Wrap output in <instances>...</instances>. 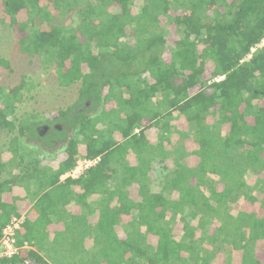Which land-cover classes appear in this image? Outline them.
I'll list each match as a JSON object with an SVG mask.
<instances>
[{
  "label": "trees",
  "instance_id": "1",
  "mask_svg": "<svg viewBox=\"0 0 264 264\" xmlns=\"http://www.w3.org/2000/svg\"><path fill=\"white\" fill-rule=\"evenodd\" d=\"M0 25L61 88L79 85L51 127L19 115L24 79L0 81V134L13 154L0 160V236L20 214L3 192L27 184L36 215L16 245L39 243L55 264H264V47L246 59L264 38V0H0ZM4 69L15 71L0 55ZM81 145L101 160L61 183ZM55 151L58 169L43 165ZM54 222L64 226L47 243Z\"/></svg>",
  "mask_w": 264,
  "mask_h": 264
},
{
  "label": "rangeland",
  "instance_id": "2",
  "mask_svg": "<svg viewBox=\"0 0 264 264\" xmlns=\"http://www.w3.org/2000/svg\"><path fill=\"white\" fill-rule=\"evenodd\" d=\"M139 5H141V1L136 3L134 9L137 10ZM18 37V34L12 32L8 25H0V55L10 58L15 69L14 72L4 69L0 81L2 84L12 86L19 84L24 79L26 82L23 99L19 104L20 108H18L19 115L36 112L38 113V118H35V120L38 121L40 119V123L43 124L48 119V116L52 120L60 109H66L68 106H73L77 103L79 85L69 89L61 88L55 80L51 68L45 69L41 64V60L27 58L21 54ZM45 114L48 115L46 116ZM47 123L49 126L54 127L57 122L53 125L52 121ZM49 133L52 135L54 130L49 131ZM3 136H5L3 138H7L6 135ZM240 207L248 211L263 212L259 202L250 206L247 202L241 201ZM235 208L237 209V207ZM176 232L178 237L183 233L181 224H178Z\"/></svg>",
  "mask_w": 264,
  "mask_h": 264
},
{
  "label": "crops",
  "instance_id": "3",
  "mask_svg": "<svg viewBox=\"0 0 264 264\" xmlns=\"http://www.w3.org/2000/svg\"><path fill=\"white\" fill-rule=\"evenodd\" d=\"M46 116L48 114H45ZM44 117V116H43ZM55 117V116H54ZM53 117V118H54ZM40 120V119H39ZM48 120H51L49 119V116H48V119H46L45 122H47ZM41 121V120H40ZM44 122V123H45ZM141 128L144 127V126H147L149 123H148V120L146 118L142 119L141 121ZM135 131H139V129H136ZM147 136L150 140L151 143H155L157 141V138H158V135H157V129L155 127H148L147 131ZM4 134H0V160L2 163H6V162H10V160L12 159L13 157V154L8 150V142H7V138H3L5 136H3ZM174 137V136H173ZM4 139V140H3ZM23 142H25V140H23ZM34 144V143H32ZM32 144H29V148L37 151V147L36 145H32ZM191 142H188V146H191L190 145ZM190 148V147H189ZM191 149V148H190ZM80 155H85L84 151H85V147L83 145L80 146ZM57 152V151H55ZM79 155V156H80ZM64 158V155H62L61 152L57 153V155H46V154H42L40 155V160L42 162L43 165L49 167V168H52V169H58L59 167V163L61 162V160H63ZM134 155L133 154H130V160L132 163H134ZM191 160L193 162H195L196 160V157L195 156H192L191 157ZM16 171V169H14V172ZM70 170H68L67 172L63 173L61 176H60V182L61 183H64V181L68 178L67 174ZM4 178H6V173L3 174L2 178H0V181H2ZM72 178V177H70ZM74 179H77V178H74ZM32 185V184H31ZM132 192H131V195L132 197L136 198V194H137V187L135 184H133L132 186ZM31 189L30 185H27V184H24L23 186L21 185H13L12 188H9V189H6L5 192H3V195H2V200L3 202H7V203H12L13 202V197H17L18 198V210H19V213L20 214H23L25 219L27 218V216L29 215V213H33V212H30L32 207H33V204L35 202V200H32L29 198V196L27 195V192H29V190ZM76 190H80V187L79 186H76ZM98 196L95 195V197L93 198H97ZM67 211L68 212H71V213H74V214H78L80 213V206L75 204V203H71L69 205H67L66 207ZM35 213L31 214L30 217L31 218H34L35 217ZM63 222H54L52 224H50L49 226V229H48V232H49V238L47 240V243L49 241H52V239L54 238V235H55V232L56 231H59L61 229H63ZM24 230V228H23ZM118 231L120 233L121 236H124L125 233L123 232V230L119 229L118 228ZM32 232L34 233V230H32ZM177 238H179L177 236ZM26 244H23L22 245V250H21V253L19 254L23 261H22V264H36V258L38 259V257H45L47 258V261L48 263L47 264H55L54 263V260L53 258L49 257V255L46 253L45 249L44 250H41V245L39 243H36V244H29L28 242H26ZM46 243V244H47ZM263 246V245H262ZM50 247V246H49ZM263 251V250H261ZM30 252L32 254H30ZM233 259L235 261L239 260L240 259V253L238 252H233ZM63 252H61L60 255L56 256V258H60L61 260L60 261H63ZM35 258V259H33Z\"/></svg>",
  "mask_w": 264,
  "mask_h": 264
},
{
  "label": "built area",
  "instance_id": "4",
  "mask_svg": "<svg viewBox=\"0 0 264 264\" xmlns=\"http://www.w3.org/2000/svg\"><path fill=\"white\" fill-rule=\"evenodd\" d=\"M264 47V38L256 43L251 52L247 56V60L250 59L257 50ZM101 160L100 156L90 158L85 155H80L76 161L75 166L70 169L67 176L72 178H79L86 174L91 168H93ZM25 217L23 214L13 216L9 222L5 225L0 236V258L13 257L19 255L22 250V246L16 245L17 232L21 230ZM27 245V243H25Z\"/></svg>",
  "mask_w": 264,
  "mask_h": 264
}]
</instances>
